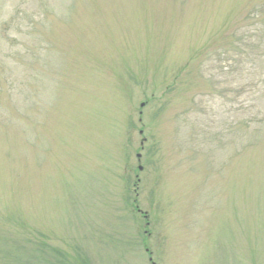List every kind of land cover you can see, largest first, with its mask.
<instances>
[{"label":"rangeland","instance_id":"1","mask_svg":"<svg viewBox=\"0 0 264 264\" xmlns=\"http://www.w3.org/2000/svg\"><path fill=\"white\" fill-rule=\"evenodd\" d=\"M0 264H264V0H0Z\"/></svg>","mask_w":264,"mask_h":264}]
</instances>
